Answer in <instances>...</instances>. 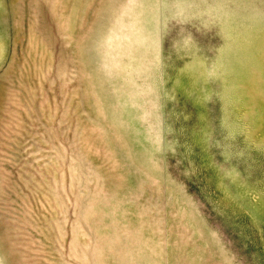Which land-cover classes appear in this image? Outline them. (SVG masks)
I'll return each instance as SVG.
<instances>
[{
  "label": "rangeland",
  "instance_id": "374dc122",
  "mask_svg": "<svg viewBox=\"0 0 264 264\" xmlns=\"http://www.w3.org/2000/svg\"><path fill=\"white\" fill-rule=\"evenodd\" d=\"M0 264H264V0H0Z\"/></svg>",
  "mask_w": 264,
  "mask_h": 264
}]
</instances>
